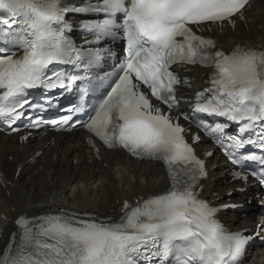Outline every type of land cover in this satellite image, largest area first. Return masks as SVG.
Segmentation results:
<instances>
[{
	"label": "snow or ice",
	"instance_id": "6c2138e0",
	"mask_svg": "<svg viewBox=\"0 0 264 264\" xmlns=\"http://www.w3.org/2000/svg\"><path fill=\"white\" fill-rule=\"evenodd\" d=\"M248 4L95 0L69 6L63 0H0V131H21L16 125L24 118L29 122L23 127L30 129L80 124L107 149L163 162L170 179L163 193L134 204L125 200L116 221L19 216L18 231L0 252V264H240L250 242H264V225L251 235L226 231L217 219L220 208L200 198L205 160L186 139L180 118L172 116L182 83L172 66L209 69L210 87L196 94L195 111L239 127L237 134H227L222 124L200 126L233 165H258L234 172L235 179L251 176L264 183V48L237 44L226 50L201 34L225 22L234 26ZM69 13L102 15L81 25L92 39L82 45L74 41ZM121 37L126 55L101 76L100 65L110 52L101 45ZM40 89L74 92L77 100L55 119L33 117L32 112L48 110L56 99L49 95L33 102L30 92ZM100 89L99 103L90 104ZM199 140V134L193 136V142ZM89 144L99 156L92 137ZM248 146L257 150L246 153Z\"/></svg>",
	"mask_w": 264,
	"mask_h": 264
},
{
	"label": "bare ground",
	"instance_id": "6f19581e",
	"mask_svg": "<svg viewBox=\"0 0 264 264\" xmlns=\"http://www.w3.org/2000/svg\"><path fill=\"white\" fill-rule=\"evenodd\" d=\"M248 24V30L229 33L227 40L264 44V6L251 15ZM43 144L33 145L34 149L24 155L18 143L10 139L0 140V167L12 182V187L0 188V247L4 235L13 228L10 219L20 213L65 207L117 216L124 198L135 199L167 185L160 164L137 162L122 150H104L103 161H98L86 148L79 133L59 135L55 145H47L43 149L44 160L33 167H26L15 179L16 165L28 159L31 152ZM10 155L12 161L8 159ZM93 182L98 183L91 186ZM231 187L224 184L221 174H216L206 189L221 195ZM230 218L239 219V216ZM263 260L259 264H264Z\"/></svg>",
	"mask_w": 264,
	"mask_h": 264
},
{
	"label": "rangeland",
	"instance_id": "374dc122",
	"mask_svg": "<svg viewBox=\"0 0 264 264\" xmlns=\"http://www.w3.org/2000/svg\"><path fill=\"white\" fill-rule=\"evenodd\" d=\"M98 183V182H97ZM96 182L91 183V186H95L97 184ZM95 184V185H94ZM264 261V260H263Z\"/></svg>",
	"mask_w": 264,
	"mask_h": 264
}]
</instances>
